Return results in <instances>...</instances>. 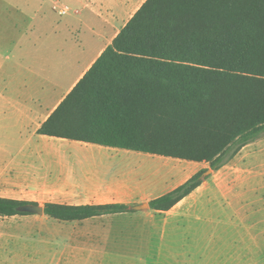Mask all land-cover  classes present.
I'll list each match as a JSON object with an SVG mask.
<instances>
[{
  "label": "trees",
  "instance_id": "16d2710c",
  "mask_svg": "<svg viewBox=\"0 0 264 264\" xmlns=\"http://www.w3.org/2000/svg\"><path fill=\"white\" fill-rule=\"evenodd\" d=\"M62 137L207 162L218 170L264 135V0H145L37 129ZM203 168L148 201L171 209ZM30 201L0 196V216ZM122 202H46L60 221L128 211Z\"/></svg>",
  "mask_w": 264,
  "mask_h": 264
},
{
  "label": "rangeland",
  "instance_id": "374dc122",
  "mask_svg": "<svg viewBox=\"0 0 264 264\" xmlns=\"http://www.w3.org/2000/svg\"><path fill=\"white\" fill-rule=\"evenodd\" d=\"M252 142L238 151L244 160L235 155L219 170L211 169L201 187L169 211L128 209L80 221L31 213L0 216V264L4 255L18 258L35 250L79 251L94 256L85 260L97 264H264V135ZM139 155L138 171H125L118 182L129 188L128 205L148 202L196 171L210 169L207 162ZM60 185L51 178H27L0 150V196L42 206L78 202ZM122 197L83 200L105 203Z\"/></svg>",
  "mask_w": 264,
  "mask_h": 264
},
{
  "label": "crops",
  "instance_id": "0c3cea01",
  "mask_svg": "<svg viewBox=\"0 0 264 264\" xmlns=\"http://www.w3.org/2000/svg\"><path fill=\"white\" fill-rule=\"evenodd\" d=\"M144 1L0 0V150L27 178L60 180L78 201L66 203H93L83 200L93 195L126 196L117 202L128 201L129 188L118 182L125 171H138L142 152L48 136L37 129ZM83 254L35 250L18 258L4 255L1 264H97L85 260L94 256Z\"/></svg>",
  "mask_w": 264,
  "mask_h": 264
},
{
  "label": "water",
  "instance_id": "95a60500",
  "mask_svg": "<svg viewBox=\"0 0 264 264\" xmlns=\"http://www.w3.org/2000/svg\"><path fill=\"white\" fill-rule=\"evenodd\" d=\"M212 172L211 169H206L203 173V177H207L210 175ZM149 207L148 202H143L135 205H129L128 209L132 211H137V210H144ZM17 210L20 212H25V213H31V214H44V208L42 205L37 204V203H25L21 204L17 207Z\"/></svg>",
  "mask_w": 264,
  "mask_h": 264
},
{
  "label": "bare ground",
  "instance_id": "6f19581e",
  "mask_svg": "<svg viewBox=\"0 0 264 264\" xmlns=\"http://www.w3.org/2000/svg\"><path fill=\"white\" fill-rule=\"evenodd\" d=\"M191 170H189V172H190Z\"/></svg>",
  "mask_w": 264,
  "mask_h": 264
}]
</instances>
